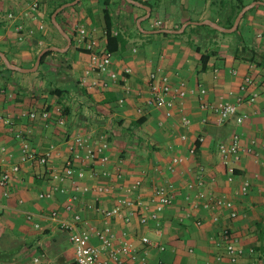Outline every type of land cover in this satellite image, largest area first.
Returning <instances> with one entry per match:
<instances>
[{
    "label": "crops",
    "instance_id": "crops-1",
    "mask_svg": "<svg viewBox=\"0 0 264 264\" xmlns=\"http://www.w3.org/2000/svg\"><path fill=\"white\" fill-rule=\"evenodd\" d=\"M40 1L42 31L36 30V21L22 18L27 28L34 30L33 36L18 39L13 22L0 17V54L12 66L32 68L40 51L56 48L49 50L51 54L33 72L9 69L0 56V164L20 167L11 180L8 196L2 197L0 191V256L7 250L23 253L35 249L44 264L61 257L63 244L70 242L58 222L49 218L54 210L64 219L76 211L88 224L102 226L101 216L85 205L95 202L112 207L116 198L124 195L118 188L108 194L94 190L79 194L68 213L64 207L72 194L70 183H66L65 193L56 192L51 199L38 198L39 192L50 189L48 168L62 169L71 158L65 138L89 132L92 138L99 133L107 136L109 161L80 166L98 173L119 171L122 178L109 182L99 175L87 176L79 181L80 185L92 189L108 182L118 187L139 178V194L146 202L155 185L173 187V202L161 213L157 224L140 225L136 217L130 223H124L121 216L111 220L115 233L120 236L126 232L138 251L139 258L132 264H264V116L260 113L264 100V61L260 59L264 55V0H258L263 4L243 0L248 8L235 34V30L229 32L223 27L232 0H108L111 33L121 35L124 43L111 53V68L117 72L118 81L101 77L108 82L107 88L90 86L95 76L85 75L88 54L76 33L77 26H84L97 49L106 51L104 0H77L56 15L69 45L51 22L47 0ZM0 3L4 11L16 13H23L27 7L25 0ZM236 35L241 36L244 46L235 56ZM210 51L213 54L202 70L201 55ZM151 72L166 75L173 90L186 91L185 96L177 98L170 117L165 116L163 108L148 103ZM247 75L253 84L246 86L242 94L239 86ZM252 93L257 99L248 103ZM239 95L243 102L236 116L245 115L241 123L233 116L218 125L216 115L200 106L204 102H234ZM121 98L124 102L119 104ZM42 111H47L46 119L39 116ZM31 112L37 115L34 119L24 116ZM60 115L65 120L63 127L57 124ZM182 117L189 119V125L182 124ZM17 131L26 133L31 150L38 155L54 146L48 166L35 161L20 163L21 142L14 137ZM233 134L239 137L241 153L234 165L235 178L228 182L216 143H227ZM181 135L186 139L182 140ZM3 147L5 151H1ZM190 147H195L194 155H189ZM175 156L182 161L170 171L168 166ZM200 166L204 168L201 189L228 197L235 218L229 217L228 210L220 209L217 221H213L209 211L191 207L198 187L188 190L187 184L196 183ZM243 180L249 181L246 195L239 192ZM28 214L32 215L30 220ZM223 229H228L247 250L235 263L224 254L220 240ZM142 236L152 246L142 245ZM159 246L164 249L159 250ZM72 257L71 263L75 264L74 253Z\"/></svg>",
    "mask_w": 264,
    "mask_h": 264
},
{
    "label": "built area",
    "instance_id": "built-area-1",
    "mask_svg": "<svg viewBox=\"0 0 264 264\" xmlns=\"http://www.w3.org/2000/svg\"><path fill=\"white\" fill-rule=\"evenodd\" d=\"M27 1V7L22 13H16L13 10L4 11L0 3V17H4L6 22H13L14 31L18 39H22L23 36L34 35L32 28H27L22 18H28L30 21H36V30L42 31L44 24L40 19L41 16V1L40 0H25ZM3 12V13H2ZM76 33L81 41L82 49L88 54V67L85 70V75H94V80L90 83V86L100 85L102 88L108 87V82L102 79V76H106L112 82L118 81V74L112 68L111 53L108 51H100L97 49L96 42L91 39L86 28L84 26H77ZM124 73H129L128 69H124ZM253 84V79L250 75L244 77L243 83L239 86V91L242 94L245 92V88L248 85ZM148 103L155 107L163 108L165 110V116L170 117L172 115V109L175 106L177 98L185 96L186 91H175L171 88L169 79L166 75L162 74L158 76L157 73L151 72L149 74L148 83ZM191 92V90H190ZM200 94L205 91L201 89ZM241 94V95H242ZM236 97L234 102L219 101L215 104L201 103V108L210 111L216 115V124H223L230 117L236 116L238 106L243 102L242 96ZM257 99V94L252 93L246 100L248 103H253ZM124 100L121 98L118 100L119 104H122ZM140 111V109H138ZM260 113L264 116V100L261 102ZM31 119H34L37 115L34 112L25 114ZM41 118L46 119L48 116L47 111H42L39 115ZM245 118L244 114L236 116V122L241 123ZM182 124L184 126L189 125V119L182 117ZM57 124L63 127L65 124L64 117L61 115L57 118ZM14 137L21 142L20 146V163L35 161L38 165L48 166V160L51 152L54 149L53 145H50L49 150L45 153L38 155L29 146V142L26 138V133L17 131L14 133ZM181 139L185 140L186 136L181 135ZM201 141V140H200ZM65 145L67 151L70 153L71 158L66 161L62 169L48 168L51 186L49 190L38 193L39 199H51L53 194L65 193L66 183H70L71 195L68 196L67 205L64 207V211L67 213L72 211L74 201L79 197V194H89L91 190H94L97 194L111 193L115 188L122 190L123 196L116 198L115 204L110 208L102 207L101 205L94 203H87L85 208L89 211L98 213L103 219L101 227H97L84 221L78 212H72L69 219H64L60 216L59 212L54 210L50 213L49 218L56 220L61 229H63L70 244L74 250V263L75 264H132L135 263L138 258V251L134 244L128 239L127 233L122 232L118 236L111 226V220L113 218L121 216L124 223H130L133 217H136L140 225H147L149 223L157 224L161 213L166 207L173 202V187L172 185H155L152 189V194L149 198V202H146L139 194V190L142 187V181L139 178L132 179L125 186L116 187L114 184L95 185L92 189L88 185H80L79 181L85 179L87 176L95 177L96 175L102 176L107 181L111 182L114 178H122V172L109 170H102L100 173L93 169H86L83 166L84 163L90 165L98 162L101 165L106 164L109 161V142L107 136L104 133H99L96 138H92V134L89 132L76 133L65 138ZM216 148L220 157V161L224 166L226 173V180L232 182L235 178V163L240 159L241 147L239 144V137L233 134L227 143L217 142ZM1 151H5V148H1ZM189 155H194L195 147H190L188 150ZM182 159L180 157H173L168 169L171 171L174 166L180 163ZM19 164L5 168L0 164V191L2 197H7L9 194L11 180L19 172ZM204 172L203 167L198 168V176L196 183H188L187 189L192 190L195 186L198 187V191L195 194V200L190 201L193 209L201 208L211 213V219L217 221V212L220 209H226L229 211V217L235 218L236 211L234 210L233 202L225 195H214L212 193L204 192L201 189L203 182L201 176ZM249 189V181L243 180L239 192L241 195H246ZM189 196H186L188 199ZM123 210L125 212L123 213ZM31 214L27 215V219L30 220ZM38 225L36 224V227ZM92 239L96 240V243L92 242ZM220 240L222 243L224 254L227 256L231 263H235L247 250L237 243L236 238L231 234L228 229H223L220 233ZM140 243L142 245H150L152 243L146 236L140 237ZM159 250H163L164 247L159 246ZM252 252V249L250 250ZM144 261V258H141Z\"/></svg>",
    "mask_w": 264,
    "mask_h": 264
},
{
    "label": "trees",
    "instance_id": "trees-1",
    "mask_svg": "<svg viewBox=\"0 0 264 264\" xmlns=\"http://www.w3.org/2000/svg\"><path fill=\"white\" fill-rule=\"evenodd\" d=\"M73 0H47V5L50 7V12L49 15H51L53 13V11L58 8L59 6L66 4V3H70ZM233 4H231L230 7V15L228 20L223 24L224 28H231L233 25V21L235 19V17L237 16V14L246 6L247 3H245L243 0H232ZM254 1H258V0H254ZM104 5L105 7L103 8V17H104V21H105V38H106V51H108L109 53H112L114 51H116L118 49L119 46H122L124 41L122 39L121 35H113L111 33V20H110V13L109 10L106 8L108 5V0H104ZM60 13V12H59ZM58 13V15H59ZM57 15V16H58ZM208 27V26H206ZM213 30V29H212ZM215 31V30H214ZM237 30H235L233 33L235 34ZM163 36H168L169 34L163 33ZM236 46H235V52L233 53L235 56L238 55L241 51H242V47L240 48V46H244L243 44V40L241 38V36L236 35ZM52 51H47L45 52L40 60L39 65H41L45 59V57L49 54H51ZM213 54V52H207V53H203L201 55V64H202V70L205 69L206 63L208 58L210 57V55ZM250 60H252V57H249ZM262 61H264V55L261 56L260 58ZM258 65H261V62L257 63ZM4 66V65H3ZM6 70L10 71L9 69H7L5 67ZM57 91H52V94H56ZM58 92H63V91H58ZM198 146V144H196V147Z\"/></svg>",
    "mask_w": 264,
    "mask_h": 264
},
{
    "label": "rangeland",
    "instance_id": "rangeland-1",
    "mask_svg": "<svg viewBox=\"0 0 264 264\" xmlns=\"http://www.w3.org/2000/svg\"><path fill=\"white\" fill-rule=\"evenodd\" d=\"M62 250L63 255L61 257L56 259V261H52L47 264H72V253H74L72 245L65 242L62 246ZM35 251V249H27L23 253L17 251V249L4 251L5 253L0 256V264H44L42 263L43 258L36 256ZM35 257H38L37 262L34 261Z\"/></svg>",
    "mask_w": 264,
    "mask_h": 264
},
{
    "label": "water",
    "instance_id": "water-1",
    "mask_svg": "<svg viewBox=\"0 0 264 264\" xmlns=\"http://www.w3.org/2000/svg\"><path fill=\"white\" fill-rule=\"evenodd\" d=\"M128 1H130V2H132V0H128ZM77 2V0H74V1H72V2H70V3H66V4H63V5H61V6H59L58 8H56L54 11H53V13H52V15H51V22H52V24L57 28V30L67 39V42H68V45H69V43H70V40H69V38L64 34V32L60 29V27L57 25V23H56V15L63 9V8H65V7H68V6H72V5H75V3ZM256 3H258V4H263L262 2H260V1H258V2H256ZM248 8V6H246V7H244L238 14H237V16L235 17V20H234V23H233V25H232V27L230 28V29H227V31H229V32H231V31H234L235 29H236V27H237V24H238V22H239V20L241 19V17H242V15H243V13H244V11L246 10ZM183 29H180V30H177V31H173V32H181ZM53 49H56V48H52V47H48V48H45V49H43L42 51H40L39 53H38V55L36 56V59H35V63H34V65H33V67L32 68H29V69H20V68H18V67H15V66H12L8 61H7V59L3 56V55H1L0 54V56H1V58L3 59V61L5 62V64H6V66L9 68V69H18V70H21V71H31V72H33V71H35L36 69H37V67H38V65H39V63H40V60H41V57H42V55L45 53V52H47V51H49V50H53Z\"/></svg>",
    "mask_w": 264,
    "mask_h": 264
}]
</instances>
